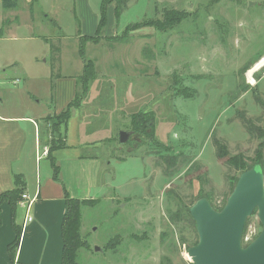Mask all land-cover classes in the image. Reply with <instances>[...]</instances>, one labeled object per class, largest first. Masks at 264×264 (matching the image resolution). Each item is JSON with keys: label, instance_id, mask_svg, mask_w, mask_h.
I'll return each mask as SVG.
<instances>
[{"label": "rangeland", "instance_id": "374dc122", "mask_svg": "<svg viewBox=\"0 0 264 264\" xmlns=\"http://www.w3.org/2000/svg\"><path fill=\"white\" fill-rule=\"evenodd\" d=\"M100 1L18 0L15 15L0 1V29L10 22L0 39V63L7 57L18 64L35 61L40 75L52 73L54 81L79 75L81 35H95L93 12ZM127 4L119 21L111 5L101 43L85 47L100 71L90 82L80 120L93 131L109 126L97 138L113 131L114 137L85 149L104 164L94 189L97 201L83 209L86 245L77 262L195 264L188 257L199 239L191 206L206 197L216 210L227 203L246 171L229 164L231 156L264 172V65L251 73L254 83L247 75L264 57V0ZM165 11L185 18L175 14L162 28L156 21ZM30 12L38 16L34 29L27 22ZM78 87L82 96L81 81ZM36 90L47 109L44 78ZM144 112L154 116V134L149 121L147 133L135 131L134 117ZM121 130L132 131L126 143H120ZM262 229L255 209L245 223L243 246Z\"/></svg>", "mask_w": 264, "mask_h": 264}, {"label": "crops", "instance_id": "0c3cea01", "mask_svg": "<svg viewBox=\"0 0 264 264\" xmlns=\"http://www.w3.org/2000/svg\"><path fill=\"white\" fill-rule=\"evenodd\" d=\"M0 1L2 3V0ZM101 1L96 4L97 13L93 12L95 18L98 17V24ZM31 2L32 0L27 4ZM111 5L115 4L110 3L108 6L107 25L112 20L109 18ZM18 9L19 6L12 9L11 15H15ZM2 17L4 19L8 16ZM37 19L36 14L29 13L27 22L30 29H34ZM7 22L10 23L6 21L5 25L8 24ZM4 26L0 29V39L4 35ZM14 35L17 34L13 33ZM89 42L85 44V47ZM79 57L82 59V70L80 69L79 75L67 79L66 74L55 80V99L51 96L53 75L52 73L40 75L42 69L37 62L18 64L13 62V58L7 57L0 63V194L14 189L15 175L20 174L25 180L24 193L27 192L33 198L30 209L32 221H26V210L20 206L19 202L15 214H12L9 203H2L0 264H11L8 245L17 236L15 226L21 230L22 234L13 264H61L64 249L62 223L67 212L66 193L81 200L86 198L97 201L94 189L98 187L103 171V157L94 154L93 151L86 152L85 149L97 148L99 144L104 145L103 140L113 141L114 131L101 140L97 138L99 131L109 128L108 125L107 128L102 125L93 131L88 129L85 120L81 122L83 102L88 95L82 99L80 106L71 110L72 114L64 125L65 146L56 148L53 152L60 166L61 181L54 179L50 158L40 155V146H46L47 140L53 137L47 124L43 123V119L61 113L69 102L78 96L79 78L84 72V61L80 56V50ZM45 65L48 68V64L45 63ZM96 69L100 71L97 65ZM41 78H44L48 88V93L45 95L46 101H49L47 109L41 107L43 98L38 97L36 90ZM70 89L72 94L69 97ZM104 153L108 152L104 149ZM111 158L121 159L118 156ZM83 209L84 207L82 214Z\"/></svg>", "mask_w": 264, "mask_h": 264}, {"label": "water", "instance_id": "95a60500", "mask_svg": "<svg viewBox=\"0 0 264 264\" xmlns=\"http://www.w3.org/2000/svg\"><path fill=\"white\" fill-rule=\"evenodd\" d=\"M131 133L121 130L120 143H126ZM255 209L263 229L252 243L243 246L245 223ZM190 213L199 235L188 251L195 264H264V172L260 165L240 174L221 210L206 197L197 200Z\"/></svg>", "mask_w": 264, "mask_h": 264}, {"label": "trees", "instance_id": "16d2710c", "mask_svg": "<svg viewBox=\"0 0 264 264\" xmlns=\"http://www.w3.org/2000/svg\"><path fill=\"white\" fill-rule=\"evenodd\" d=\"M114 2L115 4V15L117 21H119V17L121 13L125 10L127 7V2L128 0H102L101 1V12H100V17H99V24L97 31L95 35H83L81 36L80 39V56H82L83 61H84V72L82 76L79 78V81L82 83V96H77L76 99L72 100L69 102L67 107L59 114L49 116L50 119H48L47 127L51 130L53 137L50 139L49 142L46 144L49 145V150H48V155L47 157L50 158L52 167H53V172H54V179L56 178L57 180L61 181L60 177V166L59 163L57 162L56 157L53 156V152L56 148H60L65 146V142L63 141V136H64V129H65V124L67 123L68 118L72 114V109L74 107H78L82 103V99L87 96V91L89 89L90 82L95 78L96 76V65L93 59L87 57L86 55V50H85V44L89 41L91 42H98L99 41V32L103 29H105L107 25V9L110 3ZM18 0H3V6L8 8V9H14L17 8ZM168 11H165V15L163 17V20L161 21H156V24L162 28H165L166 26L171 24V21L173 20V15L175 14H180V18L183 19L184 13L183 12H176L172 13L173 15H169ZM155 24V23H154ZM136 25V24H135ZM137 26V25H136ZM58 51L60 48H57ZM53 84H52V99H55L54 96V89H55V81H54V76L52 78ZM137 117H134V123L136 124V130L139 131L142 130L143 133H147L148 128L152 126L153 129V134L155 130V125L151 123V120H153V115L152 113H143L142 115H136ZM136 119V120H135ZM147 121H149L150 127L147 126ZM49 125V126H48ZM154 126V128H153ZM150 139L153 140V135H149ZM58 138H60L58 141ZM227 162L233 166H237L241 168L242 170H248L252 166H247L243 161L238 160V157L231 156L227 159ZM25 180L23 179V176L20 174L15 175V187L14 189H10V191H6L0 194V211H1V205L3 202H7L11 205L12 209V214H15L17 208H18V202L21 200L22 195L25 191ZM66 202H67V212L64 215V220L62 223V232H63V259L61 264H79L77 262V255L78 251L80 248L85 246V242L82 239L81 235V225H82V208L86 206L87 204H92L96 201L92 199H79L76 197H73L66 193ZM1 214V212H0ZM1 222V219H0ZM17 236L16 238L11 242V244L8 245L9 253H10V259H11V264L14 263L16 254H17V246L19 244V240L21 237V230L15 226Z\"/></svg>", "mask_w": 264, "mask_h": 264}, {"label": "built area", "instance_id": "2783aa9c", "mask_svg": "<svg viewBox=\"0 0 264 264\" xmlns=\"http://www.w3.org/2000/svg\"><path fill=\"white\" fill-rule=\"evenodd\" d=\"M48 150H49V146H47V145L44 146L42 154L47 155ZM32 202H33V198L30 197V195L27 192L23 193L22 198L19 201V203H20V206L26 210V214H25L26 221H32L33 220L32 215L30 214V209H31V206L33 204Z\"/></svg>", "mask_w": 264, "mask_h": 264}, {"label": "bare ground", "instance_id": "6f19581e", "mask_svg": "<svg viewBox=\"0 0 264 264\" xmlns=\"http://www.w3.org/2000/svg\"><path fill=\"white\" fill-rule=\"evenodd\" d=\"M262 65H264V57H262L261 61L255 66L253 67L252 69H250L248 72H247V75L249 76L250 78V81L254 83L255 79L252 77L251 73L256 71L257 69L261 68ZM189 255V254H188ZM190 257V256H188ZM191 258V257H190ZM192 259V258H191Z\"/></svg>", "mask_w": 264, "mask_h": 264}]
</instances>
